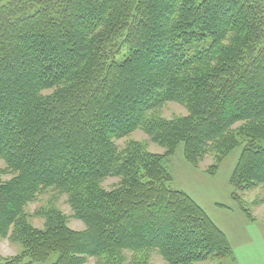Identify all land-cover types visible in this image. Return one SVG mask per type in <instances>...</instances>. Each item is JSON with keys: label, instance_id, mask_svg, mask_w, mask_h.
I'll return each mask as SVG.
<instances>
[{"label": "trees", "instance_id": "1", "mask_svg": "<svg viewBox=\"0 0 264 264\" xmlns=\"http://www.w3.org/2000/svg\"><path fill=\"white\" fill-rule=\"evenodd\" d=\"M170 102L187 116L163 118ZM240 123L250 143L234 183L251 189L264 185V0H0V242L19 233L33 262L55 250L63 264L126 250L170 264L228 254L159 160L117 141L142 130L162 147L183 143L196 165L237 146ZM46 189L68 196L85 232L52 214L43 232L21 228Z\"/></svg>", "mask_w": 264, "mask_h": 264}, {"label": "rangeland", "instance_id": "2", "mask_svg": "<svg viewBox=\"0 0 264 264\" xmlns=\"http://www.w3.org/2000/svg\"><path fill=\"white\" fill-rule=\"evenodd\" d=\"M160 111L161 116L168 120L188 114L184 106L174 102L168 103ZM248 128L245 124H238L235 127L237 146L226 150L214 147L196 165L187 160L183 143L175 147H162L153 143L142 130L117 141L119 147H124L128 142L139 143L143 154L150 155V160H159L168 179L166 186L188 194L226 235L228 254L213 256L195 264H264V185L247 189L242 186L238 188L234 183L243 150L250 143ZM3 168L5 163L0 161V169ZM11 177L8 173L3 175L5 180ZM119 180L117 177L108 178L103 186L109 190ZM51 214L56 217L53 223L62 217L72 231H86L85 223L73 216L68 196L54 189H46L29 204L21 228L27 225L43 232ZM21 228L17 231L21 232ZM24 248L19 233H14L0 242V260L15 259L18 264H63L61 251L55 250L43 261L33 262L32 251L27 252ZM74 256L81 259L79 264H170L156 250L149 252V255L126 250L117 256Z\"/></svg>", "mask_w": 264, "mask_h": 264}]
</instances>
